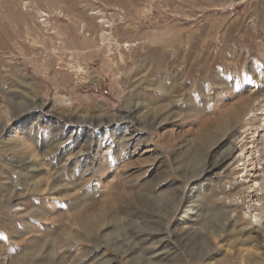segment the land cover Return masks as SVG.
Here are the masks:
<instances>
[{"label":"rangeland","instance_id":"1","mask_svg":"<svg viewBox=\"0 0 264 264\" xmlns=\"http://www.w3.org/2000/svg\"><path fill=\"white\" fill-rule=\"evenodd\" d=\"M263 98L264 0H0V264H264Z\"/></svg>","mask_w":264,"mask_h":264},{"label":"bare ground","instance_id":"2","mask_svg":"<svg viewBox=\"0 0 264 264\" xmlns=\"http://www.w3.org/2000/svg\"><path fill=\"white\" fill-rule=\"evenodd\" d=\"M248 98L245 99V105L248 107ZM246 107V108H247ZM244 116L245 121V135L242 137H235L241 152L236 157V166L234 173L235 179L230 180L226 187V193L231 196V200L237 206L245 204V199L259 201L263 206L264 203V98L255 100L252 107ZM241 114V113H240ZM233 118V117H232ZM236 121L238 113L235 114ZM234 118V119H235ZM240 118V117H239ZM234 122V121H233ZM236 123V122H234ZM231 124V122H230ZM258 124V125H256ZM244 131V130H243ZM243 133V132H242ZM239 138V139H238ZM235 146L230 143L226 147L224 154L219 157L213 168H219L227 161L233 153H235ZM230 198H227L230 200ZM256 198V199H255ZM247 202V201H246ZM253 207V212L257 211L256 204H248V208ZM261 212L251 213V218L258 226L257 228H264V217H261ZM252 220V222H253ZM261 225V226H259Z\"/></svg>","mask_w":264,"mask_h":264},{"label":"built area","instance_id":"3","mask_svg":"<svg viewBox=\"0 0 264 264\" xmlns=\"http://www.w3.org/2000/svg\"><path fill=\"white\" fill-rule=\"evenodd\" d=\"M95 2H96V0H95ZM38 16H39V18H40V21L42 22V23H50V14H48V12H45V11H40L39 13H38ZM249 199V202H250V198H248ZM256 199V198H255ZM246 201H247V199H246ZM256 204V207H258V209H257V211H254L253 210V212L251 211L252 209H253V207H250V208H248L249 209V211L251 212V213H257V212H261V217H262V215H264V203H263V206L260 204L261 202H259V201H255L254 200V198H253V200H251V202H250V204L252 205V204Z\"/></svg>","mask_w":264,"mask_h":264}]
</instances>
